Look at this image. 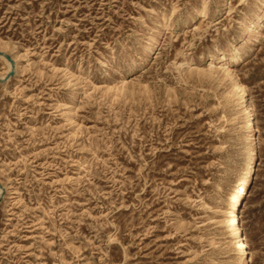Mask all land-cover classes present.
<instances>
[{
	"label": "rangeland",
	"instance_id": "1",
	"mask_svg": "<svg viewBox=\"0 0 264 264\" xmlns=\"http://www.w3.org/2000/svg\"><path fill=\"white\" fill-rule=\"evenodd\" d=\"M263 12L0 0V264H238L221 224L254 146L238 86L258 146L240 217L264 264Z\"/></svg>",
	"mask_w": 264,
	"mask_h": 264
},
{
	"label": "bare ground",
	"instance_id": "2",
	"mask_svg": "<svg viewBox=\"0 0 264 264\" xmlns=\"http://www.w3.org/2000/svg\"><path fill=\"white\" fill-rule=\"evenodd\" d=\"M264 12L258 16L257 22L263 19ZM256 28V20L252 21L250 26L247 28L249 31ZM0 59L6 61L5 57L0 56ZM226 60L225 55L222 54L220 56H215L210 59L209 65H222L223 62ZM8 70L11 69V64L7 62ZM243 94L244 97V106L245 113L247 116V129H249L252 133L251 140L254 142V146L250 149L249 158L250 161L247 162V173L240 180V182L234 187L233 195L229 198V204L227 205V210L223 212V218L221 224L226 228L227 232L229 233L232 244H233V251L237 257L238 264H249L250 260V253L248 252V245L246 243V238L243 233L241 217H240V203L242 198L244 197V193L246 191V186L248 184V179L254 171L257 156H258V146L256 144L257 136H256V129L254 125V112L249 106L248 101L246 100V91L242 86H238ZM251 180V179H250ZM248 181V182H247ZM247 182V183H246ZM2 194V190L0 189V195Z\"/></svg>",
	"mask_w": 264,
	"mask_h": 264
},
{
	"label": "water",
	"instance_id": "3",
	"mask_svg": "<svg viewBox=\"0 0 264 264\" xmlns=\"http://www.w3.org/2000/svg\"><path fill=\"white\" fill-rule=\"evenodd\" d=\"M0 56H4V57L7 59V61L11 64L12 71H11V72L9 73V75H8V77H10V76L13 74V70H14V61H13L10 57L6 56L5 54H3V53H1V52H0Z\"/></svg>",
	"mask_w": 264,
	"mask_h": 264
}]
</instances>
